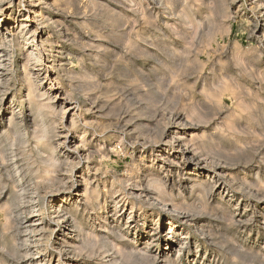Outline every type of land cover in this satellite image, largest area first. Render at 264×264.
Returning a JSON list of instances; mask_svg holds the SVG:
<instances>
[{
	"label": "rangeland",
	"instance_id": "1",
	"mask_svg": "<svg viewBox=\"0 0 264 264\" xmlns=\"http://www.w3.org/2000/svg\"><path fill=\"white\" fill-rule=\"evenodd\" d=\"M77 1L83 10H80L83 16L77 17L86 22L85 27L92 24L86 32L99 37L93 43L102 48L98 47L97 51L88 47L85 43L88 39L77 38V33L72 40L59 42L66 43L63 61L51 62L49 44L45 42L52 26L44 21L56 16L55 9L53 14H47V5L41 0L35 8L45 13V20L30 13L34 18L31 24L38 27L35 41L42 55V76L47 72L43 87L58 94L53 105L60 111L45 119L46 126H55L51 144L47 143V137V141L43 140L46 143L42 141L39 145L43 151L37 152L35 142L39 141L31 120L22 121L19 130L14 126L10 130L8 103L12 91L23 89L22 80L0 101V264H58V259H62L60 264L65 263L66 248L60 245L64 231L59 230L54 218L56 205L60 203L71 212L69 217H78L79 222L74 223L83 224L97 240L104 234L112 239L114 233L125 236L113 239L117 244L114 248H101L100 240L96 241L93 253L88 249L82 254L75 252L77 256L89 257L90 264L108 262L115 254L119 256L117 264H140L134 258H126L123 251L130 238L135 241L133 248H146L154 241L155 228L159 232L158 240L147 249L160 256L169 243L167 247L172 248L169 256L177 264H264V53L259 54L264 32H259V37L251 33L256 27L251 9L256 0H151L149 3L141 0V6L139 2L130 6L132 0H94L101 5L92 3L91 7L86 5L90 0ZM103 3L106 8L102 10ZM25 7L23 11L31 9L29 2ZM109 7L117 16L120 13V19L113 15L119 21L107 12ZM94 26L98 36L92 32ZM5 27L14 29L12 24ZM70 27L78 32L82 29V25ZM18 52L22 72L24 61ZM94 55L100 56V61ZM60 63L71 71L72 78L69 73L60 72L63 78L57 81L56 67ZM41 129L42 126L38 127V134ZM176 130L181 136L174 134ZM168 135L181 137L185 147L209 167L206 171L209 174H198L194 176L196 180L215 185L218 179L217 188L196 194L194 188L186 185L194 165L186 166L180 160L169 167L168 162L160 161L158 156L163 153L170 160L173 158L164 144ZM160 139L161 150L154 155L150 151L140 152ZM45 144L59 145L55 155L63 160L59 170L49 173L54 180L48 184L40 183L36 177L38 171H44L45 166L39 160L45 154ZM141 155L145 164L141 167L155 159L152 170L164 175L169 195L173 194L175 200L185 197V203L208 205L200 222L176 221L177 226L170 233L166 231L169 230L167 216H171L168 211L132 201L123 193V184L118 181L133 174V159L138 160ZM85 186L89 187L88 195L99 194L97 204H88L89 198L76 196ZM107 190L117 192L109 198ZM32 195L43 213L40 219L30 218L35 202ZM63 197H68L65 202L59 200ZM102 204L104 208H99ZM32 220L36 231H26ZM197 223L205 225V232L198 231ZM102 225H105L103 231ZM45 236L47 240L38 246L41 251L38 253V247L31 241L41 245Z\"/></svg>",
	"mask_w": 264,
	"mask_h": 264
},
{
	"label": "bare ground",
	"instance_id": "2",
	"mask_svg": "<svg viewBox=\"0 0 264 264\" xmlns=\"http://www.w3.org/2000/svg\"><path fill=\"white\" fill-rule=\"evenodd\" d=\"M39 1H41V0H19L18 4H14V1L13 0H0V95H1L0 101L2 102V100L5 98V96L10 92L11 87L13 85L15 86V84L17 83V81L19 79H20V81L22 80V84L21 85H22L23 89H20L18 91H12L11 92V94H12V97H11L12 100L11 101L12 102L10 101V103H8L9 104L8 105V110H9L8 113L11 114V116L9 118V126L10 127L11 126H14L15 129L19 130V127L23 123L22 121H26V120H29L30 121L31 120L32 123H33V125L35 126V128H34L35 131L34 132H35V134L37 133L36 138L39 141V142H35L36 144L38 143L37 144L38 146L37 145L35 146V148L38 147V149H37V152L38 153L41 152V151H43L41 149V147L39 146L40 143L43 140H46V138L48 137L47 140H49V141H47V140L46 141H47V143L48 142L50 143V138L53 135L52 132H53V129L55 127V126L54 127L53 126L52 127L51 126H46L45 119L48 118V117L50 118L51 114L52 115L54 114L53 116H55V114L60 111V109L59 110L56 109L55 108V105H53V102H54V100H55V98L57 97L58 94L52 93V91L50 90V88L43 87L45 78L47 76V72H46V76L43 77L42 76L43 73L41 72V70L44 69V68H41L42 67L41 66L42 65V55L39 52V49L37 48L36 41H35L36 40V37L39 36V34H37V31H38L37 28L38 27L37 28L36 27H33V24H31V21L34 22V18H32L31 17V14H30V13H32L34 16H36L37 19H43L44 18V20H45V17H44L45 13L44 12H38L36 10V8H35L36 7V4ZM42 1L45 2L43 4H46L47 5V7H46L47 14L48 13H52V11L54 9H55L54 11H56V16H55L56 19H55L54 16H50V17H48L46 19V21H44V22H47V24L50 23L51 26H52V30L50 32H47L48 33V37H47V40L45 41V42H47L49 44V45H47L49 47V49H50L49 50L50 52H49V56L48 57H51L52 58V60H51L52 63H55L56 61H63V57L62 56H63V54H66V51H64V50H66V43H59V42H61V41L62 42H65L66 39L72 40L71 38H74L77 33L79 35L77 38L82 39V40L88 39V42L85 40V43L88 44L87 45L88 47H92L93 49L95 48V49H97V51L100 50V49L98 50V47H100V46H95V43H93V42H97L96 41V38L97 37L96 36L95 37L94 36L93 37L92 36H89L90 33L88 34V32H86V29L89 26L85 27L84 25H86V22L84 23V21L81 20L82 21L81 22L79 20L80 19V16H83V15H82V13H80L81 12L80 10H82V9L79 7V5L77 3L78 2L77 0H42ZM126 1H128V0H126ZM140 1L141 0H132L129 3H131L130 6H132L134 2H137V3L139 2V5H140ZM146 1L147 2L149 1L150 2L151 0H146ZM156 1H158V0H156ZM5 2H8V4L6 6H3V3H5ZM27 2H29V5H30L31 9H29V10L27 9V11H23L24 9L26 10V8H27V7H25V4ZM120 2H122V1H120ZM92 3L95 4V6L98 5V4H100V2L98 3V2H96L94 0L93 1L90 0V1H88L86 3V5L91 7V5H93ZM118 3H119V1H118ZM123 3H124V1H123ZM89 4H91V5H89ZM102 5L104 6L102 8V10H103L104 8H106V5H105V3H103ZM39 6L40 5H38V9H39ZM83 6H84V4H83ZM259 7H261V8H259ZM116 8H118V7H115V10H117ZM256 8H259L260 10L259 11H256ZM262 8L264 9V0H256L255 4H253V6L251 8L253 10L252 13H254L252 15V16H254V20H255V23L254 24H256V27H254L255 30L253 28L254 31L252 30V32H251L254 37L255 36L256 37H259L258 36L259 35L258 33L259 32H261V33L264 32V25H260V24H262V22L264 23V13H263L264 11H263ZM109 9H110V7L107 9L108 10L107 12L112 13V16L113 15H116L117 16V13H116V11H114V9H113V12H112V10L109 11ZM147 9H149V8L147 7ZM26 13H28V14L25 15ZM83 13H84V15L86 14L85 13V10H84ZM118 13H119V11H118ZM119 14H118V16H119ZM78 15H80V16L77 17ZM57 16H60V18L58 19ZM116 16H113V17L115 18ZM117 17H116V21L118 20ZM9 21H10V23H9ZM8 24H12L14 29H10L9 27H5ZM16 24H17V26H16ZM71 25H82V29L84 28L85 30L84 29L83 30L82 29L81 30L79 29L80 32H78V31H76V29L70 27ZM91 25H90V28H88L89 30L91 29ZM93 29L94 30H92V32L95 31V33H96L94 35H97V32L95 30V26H94ZM179 31H181V30H179ZM52 36H54L53 39H52ZM97 39H100V38L98 37ZM81 42L82 41L80 40V43ZM261 42H263L262 39H261ZM89 44H91L92 46L89 45ZM100 44L102 45V43H100ZM104 46H107V45H104ZM256 46H255V49L257 48ZM15 48H16V50H15ZM100 48H102V47H100ZM105 48H107V47H105ZM105 48H103V49H105ZM103 49H101L102 50L101 51L102 53L104 51ZM251 49H252V47H251ZM108 50H110V48ZM111 50H115V49H112L111 48ZM259 50L261 51V53L259 51V54L261 56V54L264 53V43H262V46L259 48ZM17 51H19L18 54L20 53V56H23L22 57V61H24V62H23V65L21 66L22 72L19 69V61H18V58H17L18 55L16 53ZM96 52L94 54H96ZM105 52H104V54L106 56L107 53H105ZM112 52L113 51H111V53ZM256 52H258V50ZM91 53L93 55V52H91ZM108 53H110V52L108 51ZM68 54L70 55V53H67V55ZM94 56H96V55H94ZM96 57L98 58L97 59V62H98L100 56L99 57L96 56ZM107 57H108V55H107ZM101 60H103V59H101ZM105 63H106V61H105ZM103 67H105V66H103ZM56 70H57L56 73L58 74V79H57L58 82H60V80L63 78V76H61V73L60 72H64V74L65 73L66 74H68V73L70 74V72H71V71L70 72L67 71V69L65 68V66L62 65V63H60V66L58 65V68L56 67ZM74 74H76V73H74ZM69 76L71 77V74ZM253 77H254V75H253ZM228 79H230V78H228ZM67 91L65 90V92H67ZM45 100H48V101L45 102ZM64 112H65V110H64ZM54 123H55V121H54ZM50 124L52 125V123H50ZM28 126H27V128H28ZM41 126L43 127V130L41 129L42 132L39 130L40 131L39 132L40 134H38V131H37L38 130V127H41ZM102 126H103V124H102ZM10 130H12V127H11ZM20 130H21V128H20ZM25 132H26V129H25ZM46 133L47 134L49 133V134L46 135ZM166 134H169V133H166ZM174 134L180 135V133L177 132V130H176V132H174ZM20 135H22V134H20ZM25 135H27V133H25ZM167 137H168V139L166 140V142L164 144H166V146H167L166 148L169 149L168 152H170V154L172 155L173 158H172V160H170L171 158H169V156H167L166 154L163 153V154L160 155V153H159L160 156H158V158H160V161L161 162H165V163L168 162V166L169 167H172L173 165H176L177 163L180 162V160H182V162L186 166L194 165V167H192V169H193L194 172H192V174H190L188 176V181H187L186 185L187 186L189 185L190 188H194V193H196V194H201L202 195V194H205L206 190H208V189L211 190V189L217 188L216 185H217V180L218 179L215 180V182H214L215 185H213V184L210 185L208 183L207 184L206 183H202V182L198 181V179L196 180V177H194V176H196L198 174H203L204 172H206L207 170H209L208 169L209 167L207 168L206 165H203L201 163V161L199 159H197V157L194 154H192L187 147H185V145H184V142L185 141L183 139H181V137L175 136V135H168ZM152 138H154V137H152ZM148 139H149V137H148ZM0 140H1V138H0ZM46 141H43V142L46 143ZM80 141L81 142H84L83 139H81ZM157 142L155 141L156 144H153L150 148H148V150H147V148L146 149H141L140 152L142 151L144 154H148L149 151L152 154L155 151L158 152L159 150H161V143H159V142H162V144H163V141L160 139ZM58 146L57 145H46V144H45V146H43V147H45L44 148V153L45 154L40 157V160L39 161L44 164V166H45L44 167V171L41 170V173H38L39 171L38 172L37 171H34V173L37 172L36 173V177L40 178L39 180H41V182L40 181L39 182L42 183V184H48V183H50L52 178L49 176V173H51V172L55 173L54 171L59 170L60 169V166H62V163H63L62 161L63 160L61 159V156H57L56 157V155H55L56 152H57ZM0 158H1V156H0ZM155 158H157V157H155ZM177 161H179V162H177ZM151 162L152 163H150L149 165L141 167V165H145L144 164L143 156L141 155L138 160L133 159V164H132L133 168L132 169H135V171L133 170L134 171L133 174H132V171H129L132 174V175H130V177L125 178L124 181H122L123 178L118 181L119 184H123V186H122V188L124 190L123 193L125 195H127V197L129 199H132V201H136L137 200V201H140L142 203H146L149 206H153L152 208H157V206L158 207L160 206L163 210L168 211L169 214L173 217V218H171V216H169V215L167 216V222L169 224V227H168L169 230H166V231H169L170 233H171L173 227L177 226L176 221L178 223L179 222H182V223H185L186 224L187 222L190 223L191 221H196V220L199 221V220H202V217H203L204 213L207 212V211L206 212H204V211H205V209H207V206L208 205L206 204L207 205L206 206L205 203L202 204V202L200 204L199 203H195V201H192V202L189 201L190 203H185L184 202L185 197L184 198H181V200H175L174 197H173V194L172 195H169L170 193H169V190L167 189V187H168L167 186V183L168 182H167V180L164 177H162L164 175L161 176V174H159L158 172L152 170V167L154 166L153 163L156 162L155 159L152 160ZM42 165H41V167H42ZM138 166H140L141 168H139ZM64 167H67V166H64ZM162 167H164V166H162ZM9 170H10V168H9ZM61 170H63V169L61 168ZM126 171H128V170H126ZM206 173H208V172H206ZM33 176L35 177V175H33ZM143 176H145V178ZM216 177H218V176H216ZM131 178H133L132 179L133 181L130 180L131 182H128V180L131 179ZM69 179H70V177H69ZM53 180L54 179H52V181ZM218 183H220V182H218ZM85 187L86 188L84 190H80V192H77L76 193V196H84L86 198H89L88 204L89 203L90 204H97L98 203L97 196H99V194H90L89 193V195H88L89 187L88 186H85ZM20 190H22V189H20ZM116 192H117L116 190H114V191H111V190L108 191L107 190L106 191V196L110 198V197L113 196V194H116ZM118 193H119V191H118ZM67 198L66 197H63L62 199H59V200L65 202ZM31 200L32 201H35V196L32 195L31 196ZM121 201H122V199H120V202ZM116 203H117V201H116ZM104 205L103 204L100 205L99 208H104ZM38 206L39 205L36 204V201L34 203H32V206H31L32 209H31V211H32L33 214L30 216V218H34V217H38V219L41 218V216H42L43 213L40 211L41 209ZM16 207H18V206L16 205ZM211 207H213L212 204H211ZM63 210H65V209L62 208L61 203L58 204V205H56V209H55L56 216L55 217L53 216L54 218H56V221H55V219H53L56 222V226L59 227V230H63L64 231V233H63L64 238L62 240V243L60 242L61 243L60 244L61 245V248H66V250L65 249L63 250L64 251V256H65V258H64L65 263H63V264H90L89 263V261H90L89 260V257H87V256L85 257V256H83L81 254H82V252H85L87 249L93 253L95 251V249H96L95 246H97L96 241H100L101 240V244H102L101 248L102 247H104V248H106V247L112 248L113 247L114 248V247H117V244L113 241V239L119 238V237L120 238L121 237H125V236H121V235L119 236L118 233H114V238L112 239V238H109L108 236H105V234H104V235H100L98 237L99 239L97 240V238H95V236L92 233V231H86V229H84V227L82 226L83 224L77 225L76 223H74V221H78L77 220L78 217L77 218H73L72 216L69 217L68 215H71V214H69L71 212L68 211V210L67 211L66 210L63 211ZM208 211H209V208H208ZM53 215H54V213H53ZM172 219H174V220H172ZM34 220H36V219H34ZM34 220H32L31 224L26 225V227L24 226L26 231H30V232L31 231H34V230L36 231V228L33 225L34 224V222H33ZM8 222H6L5 224H7ZM105 224H107V220H105ZM202 224L199 223L197 225L198 231H201V232L203 231L205 225L203 226ZM8 225H7V227H8ZM206 225H207V223H206ZM104 227H105V225H102V227H100L102 229L101 231H103L105 229ZM112 232H114V230H112ZM203 232H205V231H203ZM158 234H159V232H157V228H155L154 229V232L152 234V237H154V241L153 242L151 241L152 243H148L147 247L150 246L151 244L153 245V243L154 244L156 243L155 241L158 240L156 238V236H158ZM167 235H168V233H166L164 236H167ZM45 239L47 240L46 236L43 239V244L40 243L41 245H38L37 244V241H31V242L33 243V246L38 247V246L44 245V243L46 242ZM150 239H151V237H150ZM129 241H130V243L126 247V250L123 251L124 252L123 254H125V256H127L126 258H134L140 264H177V263H179L177 260L175 262L169 256V252H171V250H172L171 247H169V246H168L169 248L167 247V245L169 243H166V247L161 250L162 255L158 256V254L156 255V254H153V252H150L147 249V247L146 248H143V249H141V248L140 249L133 248L132 245L135 243V241L133 240V238H130ZM185 241H187V240H185ZM185 241L183 243H186ZM24 243H25V241H24ZM183 245H185V244H183ZM39 248L40 247L37 248L38 253L41 252L39 250ZM77 250L79 252H81V254L78 255V256H77V254H75V252ZM108 250H111V249H107V251ZM165 253H166L167 256L165 255ZM57 256H58V254H57ZM116 256H117L116 254L114 256H111L112 258L110 259V261H108V262H102L101 264H117V261H118L119 256L118 257H116ZM61 260L62 259H58V262L59 263L58 262L57 263L60 264V262H62ZM118 264H119V262H118Z\"/></svg>",
	"mask_w": 264,
	"mask_h": 264
}]
</instances>
